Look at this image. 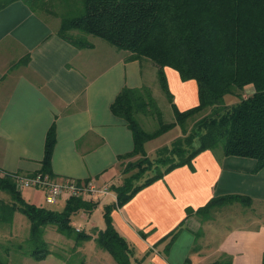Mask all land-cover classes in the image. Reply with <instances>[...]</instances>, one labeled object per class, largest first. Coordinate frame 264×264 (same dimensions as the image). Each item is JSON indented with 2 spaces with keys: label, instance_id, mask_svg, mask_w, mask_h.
Returning a JSON list of instances; mask_svg holds the SVG:
<instances>
[{
  "label": "crops",
  "instance_id": "crops-1",
  "mask_svg": "<svg viewBox=\"0 0 264 264\" xmlns=\"http://www.w3.org/2000/svg\"><path fill=\"white\" fill-rule=\"evenodd\" d=\"M58 26L20 0L0 9V176L38 172L53 124V179L107 184L110 191L102 196L112 201L105 206L115 201L111 186L120 184L123 156L133 148L129 128L110 105L123 87L150 89L157 81V66L147 59H132L129 52L94 36H87L90 46L77 47L57 35ZM164 72L175 106L181 111L196 106L195 80H181L170 67ZM191 165L174 168L111 211L114 228L132 249L131 260L262 264L264 169L253 171V159L215 150L200 152ZM20 192L33 203L34 197ZM227 195L250 200L232 199L208 215L187 217V208L196 210ZM222 206H227L228 223L220 228L219 241H212L217 232L212 226L199 247L177 245L175 240L168 246L170 232L179 233L185 226L198 232L201 220L208 222L212 211ZM213 218L211 222H217L218 216ZM196 220L199 224L192 229L189 224Z\"/></svg>",
  "mask_w": 264,
  "mask_h": 264
},
{
  "label": "trees",
  "instance_id": "trees-1",
  "mask_svg": "<svg viewBox=\"0 0 264 264\" xmlns=\"http://www.w3.org/2000/svg\"><path fill=\"white\" fill-rule=\"evenodd\" d=\"M13 1L17 0H0V9ZM20 1L46 20L58 17L57 35L77 47L90 46L85 35H91L129 52L132 59H147L157 66V81L172 108V122H159L153 131H145L139 124L136 114L146 112L152 98L147 87H123L110 105L111 112L126 123L132 135L133 148L123 158L145 157L128 162L122 169V182L111 186L115 201L103 207L105 228L94 238L116 264L136 263L131 260L133 252L128 242L112 224L111 211L124 205L141 188L176 167H191L197 154L219 147L226 156L253 159V171L264 169V0ZM164 67L175 70L183 81L195 80L196 106L183 111L175 106ZM247 86H252L253 92L241 95ZM226 95L235 96L238 101L228 105ZM205 110L208 112L194 122L188 136L174 139L170 147L162 146L157 157L149 160L145 142L176 124L185 131L186 120ZM54 144L52 124L45 138L42 167L35 173L53 178L50 160ZM136 167L140 172L127 174ZM151 167L152 175L134 183ZM0 190L10 198L8 202L0 201V222L10 223L16 211L29 220L27 243L31 257L43 259L50 253L43 239L47 225H54L75 245L92 238L74 228L71 218L79 211L90 213L97 205L93 197L70 196L62 210L48 209L24 200L20 188L7 174L0 176ZM239 198L247 203L250 200L238 195L212 198L196 210L187 208V217L208 215L212 208ZM177 233L170 232L168 246ZM0 264L8 263L0 258ZM208 264H229V260Z\"/></svg>",
  "mask_w": 264,
  "mask_h": 264
},
{
  "label": "rangeland",
  "instance_id": "rangeland-1",
  "mask_svg": "<svg viewBox=\"0 0 264 264\" xmlns=\"http://www.w3.org/2000/svg\"><path fill=\"white\" fill-rule=\"evenodd\" d=\"M56 11L60 12V9ZM48 16V15H47ZM46 16V17H47ZM52 22H59L58 17H47ZM88 35H85V37ZM89 38L91 35L88 36ZM87 37V38H88ZM253 92L252 86H247L242 94L245 96L250 95ZM151 102L146 106V112H138L136 118L139 124L145 131H153L159 126V122H172L173 111L170 103L162 91L158 81L154 82L150 87ZM225 103L230 105L238 101V98L232 95H226ZM208 111H203L196 114L194 117L189 118L185 122V131L179 125L170 127L164 133L151 138L148 140L145 146V151L149 160H154L157 157V151L162 146L170 147L171 142L176 138H184L191 132V128L196 120L203 116ZM196 146V143H195ZM216 153H221L222 149L219 147L215 149ZM139 158H145L144 156L136 155L133 157L126 158L120 166V172L128 162H137ZM162 168V166H161ZM140 172L138 167L130 171L127 174H135ZM152 167L142 173L138 180L134 183H140L147 177L153 174ZM122 178L124 175L120 174ZM22 194H27L34 197L31 200L38 206H42L53 210H62L66 203V196H62L55 204H48L45 201V191L43 188L37 187H21ZM31 193V194H30ZM35 194V196H34ZM88 198V197H85ZM90 198V197H89ZM27 199H30L27 197ZM10 200L9 195L0 190V201L8 202ZM94 202H98V206L95 207L90 213L79 211L77 214L72 215L71 224L74 228L85 231L91 235V239L82 241L79 245H75L73 239L66 238L59 232H57L54 225H47L44 227L43 239L47 242V247L50 253L43 259H35L31 257L28 252L30 249L27 243L29 235V220L25 215L20 212L13 214L12 221L10 223L0 222V258L6 259L8 264H116L113 256L101 246L97 244L94 238L97 236L99 230L105 228V221L103 218V205L104 203H110L112 198L109 196H94L92 198ZM227 206L216 208L212 211L208 222H203L198 232H194L188 229L186 226L183 227L175 237V243L181 246L199 247L200 242L204 240L203 236L206 235V229L211 230L212 226L216 228V233L213 235L212 241H219L220 239V228L221 230L227 226V215L225 213ZM218 216L217 222H211L214 220L213 216ZM203 219V218H202ZM199 221H193L189 224L192 229L198 226ZM222 233V232H221Z\"/></svg>",
  "mask_w": 264,
  "mask_h": 264
},
{
  "label": "built area",
  "instance_id": "built-area-1",
  "mask_svg": "<svg viewBox=\"0 0 264 264\" xmlns=\"http://www.w3.org/2000/svg\"><path fill=\"white\" fill-rule=\"evenodd\" d=\"M5 174L9 175L15 181L18 188H43L45 191V201L48 204H55L62 196H66L67 198L70 196L85 198L105 195L110 191L107 184L99 185L92 181H77L72 179L56 181L48 175L41 173H33L30 175L17 173Z\"/></svg>",
  "mask_w": 264,
  "mask_h": 264
}]
</instances>
